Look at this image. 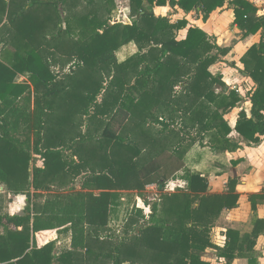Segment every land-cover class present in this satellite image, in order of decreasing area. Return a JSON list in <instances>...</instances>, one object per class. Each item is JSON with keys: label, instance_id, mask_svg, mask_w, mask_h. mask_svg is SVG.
<instances>
[{"label": "trees", "instance_id": "trees-1", "mask_svg": "<svg viewBox=\"0 0 264 264\" xmlns=\"http://www.w3.org/2000/svg\"><path fill=\"white\" fill-rule=\"evenodd\" d=\"M11 1L0 0V11L5 12ZM67 1L19 0L15 5L21 12H15V20L37 5L47 9V19L59 26V33L62 30L68 33L60 16L61 5ZM86 1L91 9L77 18L82 26L81 33L102 44L98 50L89 52L109 54L112 46L120 48L130 42L136 43L140 51L135 61L145 63L138 71L139 84L130 89L140 91L142 85L147 86L153 97L148 101L156 105L165 101L166 107L182 104L184 98L185 114L193 123L186 128L151 112L150 123L159 126L161 134L178 131L183 139L172 150L162 149L147 162L138 164L133 160L142 154L138 143L125 142L121 132L132 117L130 109L144 100L140 97L137 104L129 108L124 99L98 136L84 133L83 139L67 146L72 150L71 156L78 155L79 161L75 162L66 155V148L55 147L45 140V120L51 111L48 105L51 97L64 86V81L49 71L37 50L16 54L11 66L0 61V184L10 193L25 194L29 199L21 215L0 211V264H98L100 259H109L108 264H211L203 259L208 248L218 250V260L222 264H233L237 258H246L250 264H255L254 250L258 236L264 232V219L255 218L252 232L243 237L239 231L227 229L223 247L213 242L212 230L222 212L239 205L240 194L236 190L239 179L230 178L225 192L212 193L207 176L189 169L186 156L182 154L185 145L196 139L201 146L232 152L240 147L230 136L233 130L249 146L261 143L264 137V15H259L258 8L248 0H129L130 23L113 24V15L106 19L97 16L93 8L97 0ZM226 4L233 7L234 23L243 35L263 31L261 41L252 45L241 58L244 71L254 81L255 88L245 97L250 110L239 112L234 129L225 115L244 97L237 89L229 90L223 76L214 75L210 70L211 65L230 49L219 46L202 28L188 27L186 18L173 20L171 16L155 12L156 7L180 8L186 13L196 11L207 20L213 11ZM184 29H188L186 37L179 38ZM19 73H29L31 83L17 82ZM179 85L185 97L174 91ZM217 86L224 91L217 92ZM132 96L128 102L134 104L138 97ZM85 100L90 103L86 109L88 116L96 113L100 118L104 115L106 105L103 102L98 108L100 101L96 93L88 94ZM7 112H11L9 119ZM100 123L98 119V126ZM210 133L213 142L212 139L205 141ZM82 148L91 153L88 161L81 154ZM33 152L42 155L45 163L43 168L35 166L32 173ZM86 161L90 162V170L83 172ZM181 170H185L182 178L187 181L186 190L170 195L161 192V199L150 204L151 215L146 223L131 215L133 195L120 190H143L150 185L159 189L163 185L164 189ZM49 177L52 180L59 177L63 184L81 177L83 190H100V193L72 188L70 192L50 194L44 204L35 206L30 190H41ZM250 201L253 211L264 204V188L251 195ZM135 212L136 216L145 218L143 210ZM122 213H125L123 222L126 223L123 236L103 235L109 222ZM52 231L71 236L69 245L60 252L55 251L56 241L43 244Z\"/></svg>", "mask_w": 264, "mask_h": 264}, {"label": "rangeland", "instance_id": "rangeland-1", "mask_svg": "<svg viewBox=\"0 0 264 264\" xmlns=\"http://www.w3.org/2000/svg\"><path fill=\"white\" fill-rule=\"evenodd\" d=\"M16 2H19V0H15L14 2L12 0L9 4V10L0 14V24L3 20H6L5 24L0 27V43L2 41L5 43V45L13 44L16 50L15 53H12L10 49H6V57L9 58L13 56V58H15L16 54H18L16 52L21 51V46H18L19 43H28L27 37L29 35V32L27 31L26 27L29 23L28 21L34 18L32 11H34L33 8H36L35 15H39L42 18V29L44 35H51L52 42L50 43L51 45H54L57 52L62 55L61 58L65 59V56H69L66 57V59L70 58V62L67 60L66 62L68 63L63 61V64H61L57 70L60 74H62L61 77L64 81V90L66 91V93L63 94L62 97L59 96L60 100L58 101H62L63 105L67 104L69 107H72L68 110L59 111V114L66 115L70 119L67 123L61 124V126H52L47 129V132L51 136V140L61 141H51V144L53 146H64L70 141H74L77 143L81 139H83L82 133L92 134L95 136H98L101 133L103 120L98 126V119L101 118H99L96 113L88 116L84 109L79 108L80 105H83L84 107L85 105L80 102V99L79 101L76 99V96H82L84 98V103L90 105V103L85 100V97L87 96V94L94 95L95 93L97 95L98 101H100L98 103V108L102 107L103 102L106 104L113 103V101L119 103L120 101H123V99H125V101L128 103V101L131 99V95H137L138 99L141 97L144 100L143 103H140L139 105L133 107L132 117H130L125 128L121 132L122 136L125 139V142H131L133 144L135 142L138 143L142 154L137 159L133 158V160L138 161V164L147 162L162 149L172 150V148L183 139V136L178 131H174L170 134L166 133L165 135L161 134L159 132L160 127L150 123V114L151 112H154L158 117L164 118V120H175V122L179 126L187 128L188 125L191 127V124L193 122L190 121V116H187L185 114V105L187 104L184 102V98H182V104L174 103L172 104L173 107H166V105L168 104H165V101L157 103L158 105H156V103L154 102L148 101L153 97L149 93L147 86L142 85L140 91H132L129 88V86H131L132 84H139L137 83L138 71L143 67V63H145L141 61L140 64H138L137 61H135V57L137 54H139L140 51L136 43L133 42L137 46V52L132 55L128 54L129 56L125 58H123V56L122 58H119V54L123 52L122 47L116 48V46H112L113 48L109 49V54H105L103 52L102 54L96 55L89 52V50H98L100 46H102V44H100L99 41L92 40L90 37H83L81 33L82 26L77 22V18L87 14L91 9V6L88 5V2L86 0H69L61 5L60 16L63 20V27L68 28L70 31L68 33H66L65 30H62V32L59 33V26L54 21L47 19V9L41 6L37 7V5H35L36 7L33 6L29 8L26 14L27 17H25L26 15H24V17H20L19 19L15 20V12L21 9L19 6L15 5ZM121 2L123 1L112 0L111 2H105L104 0H97L96 6H94L93 8H95L97 16L101 19L111 18V16L113 15V24L120 23L122 21L128 23L126 21L127 17L123 15L127 12L129 6L126 5V7H123ZM123 10L125 11L122 12ZM118 11H121L122 15H119L115 18L114 15ZM4 34H6L7 36H3ZM25 47L27 49L23 48L24 52H22V54H26L29 51V46ZM38 50L42 54H44L47 49L42 48ZM0 56L1 59L4 60L5 55L2 54ZM222 57L221 60H218L213 65H211L210 70L214 75L220 74L224 77L225 74L223 73V67L225 60ZM74 62H76V64L71 65ZM241 76L242 74L240 72L236 73V80L230 79L229 86H232V83L236 84L237 79H239ZM181 89V85L174 88V91L178 93V96L180 94H183V92H180ZM216 89H218L219 93L224 91L221 86H217ZM244 89L248 91L249 85ZM175 99L176 98H174L173 100ZM173 100H171L170 102H172ZM76 106L78 107V110H75L73 108ZM54 111L57 112L56 110ZM55 112L53 113L55 114ZM109 116L110 113L106 112L105 117L102 118H104V121H106ZM52 119L53 118H51L50 120ZM82 125H84V129L81 128ZM211 139L213 142L212 134L210 133L207 135L205 141L208 142ZM86 140H88L89 143L92 142L88 138H86ZM185 146L186 147L185 149H183L184 154H182V157L186 156L187 164L191 165L190 168L192 169L193 165L190 163V161H188V159L189 157L191 158L196 149L200 147L199 141L196 139ZM87 147L88 146L84 148ZM206 147L207 153L204 161H206L205 165L208 166L210 162V155H212L210 153L224 152L219 150L216 151L212 148V146ZM71 152V150H68L66 151V154L69 155ZM81 154L85 158H87V161L88 157L91 158V153H88L87 150L83 149V152ZM71 157L74 159V156ZM87 161L83 165V172L90 170V162ZM44 163L42 161V164ZM182 172H185V170H182ZM182 172H179L177 174L181 178L182 175H184L180 174ZM81 177H78L76 181L69 182L68 185L66 183H61V179L59 177L53 180L51 177L47 178L46 180H44L43 184L44 187L48 188L43 187L39 193H36L35 196L31 194L32 203L37 206V204H40V202L50 194L65 193V190L69 189L70 191L72 188L75 189L76 187L74 186L79 184V180ZM170 183L171 180L166 184L165 188L162 189V191H160L159 187L156 185L154 187L147 186L143 190L125 189V192H123L124 194L133 195L131 215L136 218L138 217L141 223H146L151 215L150 204L161 199V192L170 195L175 192L179 193L180 191H182V189L178 188L170 190ZM126 186L132 187L133 185L127 184ZM92 192L95 194L100 193L99 191ZM25 201L27 202L26 205H28L29 199L27 198ZM13 208L15 211L21 210L16 205L12 208L10 207L11 210ZM24 209L25 208L23 206V212ZM136 209L143 210V214L145 215L144 219L136 216ZM124 216L125 213H122L118 216V219L114 217V219L109 222L107 229L103 231V235L106 233L110 234L113 238L122 237L126 225L125 221L123 222V219H125ZM1 231L2 230L0 229V232ZM66 242L67 239H64L62 242L56 241L55 251L60 252L66 245ZM109 261V259H100L98 264H108L110 263Z\"/></svg>", "mask_w": 264, "mask_h": 264}, {"label": "crops", "instance_id": "crops-1", "mask_svg": "<svg viewBox=\"0 0 264 264\" xmlns=\"http://www.w3.org/2000/svg\"><path fill=\"white\" fill-rule=\"evenodd\" d=\"M9 2V0H5ZM21 1V0H20ZM23 1V0H22ZM123 1L121 4L123 7H126V5L129 6V0H120ZM249 2L253 3L258 8V14L264 15V0H248ZM36 7V6H34ZM38 7V6H37ZM129 8V7H128ZM9 10V6H7L6 11ZM34 11H32L33 17L30 21H28V25L26 27L27 31L29 32L28 35V43L20 44L18 46H21V51L16 53L24 52L23 48L27 49L25 46H29L28 50H37L45 48L47 49L44 54H42L40 51L39 53L43 57V60L47 63L49 66V71L54 74L58 75V80H62V77L59 73L58 67L63 64V61L70 62V58L65 59L61 58L62 55L57 52L54 45H51V35H44L43 32V25H42V18L39 15H35L36 8H33ZM123 10L122 12H124ZM128 11L123 15L127 17L126 21L130 23V19L128 18ZM21 12V10H20ZM155 12L158 15H168L171 16L173 20H179L186 18L189 21L190 26H198L202 28L205 32H207L209 35L213 36L215 38V42L221 46V47H227L230 50L228 53L222 57L224 62L223 67V73L225 74L223 77L224 82L227 84V87L231 89H237L242 97H244V100L239 103L237 107L232 109L229 113L225 115V119L228 121L229 125L234 129L239 112L242 109H245L247 111L250 110V103L245 98L252 90L255 88V83L252 80V78L244 71V65L241 62V58L244 56V54L247 52V50L254 44H257L262 39L263 31H259L257 34H250L248 36L243 35L242 31L239 29V27L234 23L235 20V14L234 9L232 6L226 4L223 8H219L215 11H213L210 14V17L207 20H203L202 16L199 15L196 11H192L189 13H186L184 10L180 8L171 9L170 7H156ZM3 11H0V14H2ZM119 15H122L121 11H118L115 13V18ZM122 16V17H123ZM114 18V19H115ZM6 20H3L0 24V27H2L5 24ZM18 29V28H17ZM16 29V30H17ZM188 29H184L180 32L179 38H185L187 35ZM4 34L3 36H5ZM7 36V35H6ZM6 42V41H5ZM50 43V44H49ZM73 47V46H72ZM10 49L11 52L15 53V47L13 44H7L5 45L4 42L1 41L0 43V55H5L4 60L1 59L0 61L4 63L7 66H11L14 63L13 56L7 58L5 50ZM123 52L119 54V58H125L129 55H132L137 52V46L130 42L128 44H125L122 46ZM129 54V55H128ZM25 55V54H24ZM68 63V62H66ZM230 63V64H229ZM76 64V62L72 63L71 65ZM240 72L242 76L237 79V83H232V86H229L230 79L236 80V73ZM29 73H19L17 74L16 81L21 82H28L29 81ZM233 77V78H231ZM235 78V79H234ZM64 85V84H63ZM249 85V90L246 91L244 88ZM133 86V84L131 85ZM129 86V88L131 87ZM33 89V86H32ZM41 90L45 91L43 87H41ZM131 90V89H130ZM217 92L218 89H217ZM66 91L64 90V86L60 87L59 92L56 93V95L52 96L49 102V108H50V114L45 120L46 129H49V127L52 126H61L63 123H67L70 118H68L66 115H60L59 111H64L71 109L72 107H69L67 104L63 105L62 101L60 100L59 96L62 97L63 94H65ZM132 94V93H131ZM88 95V94H87ZM136 95H133L132 97H135ZM87 97V96H86ZM85 97V98H86ZM76 99L80 102H82L83 105H80V109H84L86 112V109L89 108V105L84 103V98L82 96H76ZM139 99L135 100L134 104L133 102H128V107L131 108L132 106H135L137 104ZM34 101V100H33ZM124 101V99H123ZM123 101H120L119 103L113 101V103L106 104V107L104 109V115L100 116V121L103 120V125L108 121L111 114L115 112V110L118 107L122 106ZM31 108L34 109V103H32ZM75 110H78V107H73ZM56 110L57 112H55ZM132 110L130 109V112ZM55 112V114L53 113ZM109 112L110 116L106 121H104L105 113ZM8 119L11 116V112H7ZM53 118L52 120H50ZM50 121V122H49ZM18 124V123H16ZM34 122L32 123V125ZM84 125L81 126L83 128ZM84 129V128H83ZM84 134V133H82ZM231 138H233L237 143L240 144V147L232 152H224V153H210V162L209 165H205L204 158L206 156L207 147L201 146L196 149L194 152L193 158L191 159L189 157L188 161L193 165V168L191 169L189 164H187V167L191 169L192 171H199L203 173V175L207 176L209 181V191L212 193H223L228 188V181L230 178H237L239 179L238 184L236 186L237 192L240 194L239 198V205L236 208H233L231 210H224L216 223L215 227L213 228V242L215 245L223 247L225 245L226 237H225V231L229 228L235 229L240 232V236L243 237L245 234H249L252 232L254 228L253 220L255 218L264 219V204H259L257 206V209L253 211L252 209V203L250 201V196L256 193H259L264 188V137L262 138V141L260 144L255 146H249L245 143L244 139L239 136V134L233 130L231 133ZM32 143H34V134H32ZM45 140L48 142V144H51V141L61 142L59 140H51L50 134L46 130L45 134ZM76 143L74 141H70L64 146H57V147H64L69 150L68 147ZM52 145V144H51ZM59 145V144H58ZM68 146V147H67ZM72 151V150H71ZM67 155V154H66ZM72 152L67 155L71 156ZM75 162L79 161L78 155L74 156ZM42 161L44 163L45 159L42 155L32 153V160L30 162V169L33 173L34 167L43 168L44 164H42ZM232 161L236 162L233 163ZM74 162V163H75ZM208 162V161H207ZM76 164V163H75ZM182 172V170L180 171ZM184 174V172L180 173ZM183 177V175H182ZM77 180V179H76ZM75 180V181H76ZM68 185V184H67ZM155 185H150L148 187H154ZM169 189H183L186 190L188 185L187 181H185L183 178H181L179 175H177L176 179L171 180V183L169 185ZM75 190L82 191V183L81 178L79 180V184L75 185ZM31 194L34 195V193H39L41 190L35 192L34 189H31ZM71 191V190H70ZM69 189L65 190L64 192H70ZM83 191H99L100 190H89L85 189ZM120 192H125V190H120ZM49 197V196H48ZM46 197L43 199L40 204H44L47 200ZM15 198V199H12ZM27 196L25 194H12L10 193L4 184H0V211L3 213H9L11 215L14 214H23V206L24 208L26 205ZM5 200V201H3ZM13 200V201H12ZM17 206L20 208V211H15L14 208L11 210L10 207ZM9 208V210H8ZM64 239H67L66 245H69L71 241V236L67 234H59L57 231L50 232V235L45 238V241L43 244H46L50 241H63ZM64 244V243H63ZM255 257L256 262L255 264H264V232H262L258 238L257 243L255 246ZM203 259L206 261H209L211 264H222L220 260H218V250L216 248H208L203 253ZM233 264H250L248 259L246 258H237L234 260Z\"/></svg>", "mask_w": 264, "mask_h": 264}, {"label": "water", "instance_id": "water-1", "mask_svg": "<svg viewBox=\"0 0 264 264\" xmlns=\"http://www.w3.org/2000/svg\"><path fill=\"white\" fill-rule=\"evenodd\" d=\"M160 189H163V185H160Z\"/></svg>", "mask_w": 264, "mask_h": 264}]
</instances>
